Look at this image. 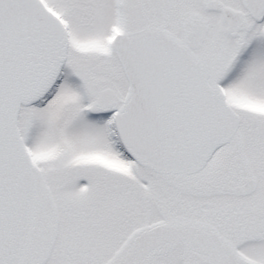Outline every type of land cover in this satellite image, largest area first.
Segmentation results:
<instances>
[{"label": "snow or ice", "instance_id": "snow-or-ice-1", "mask_svg": "<svg viewBox=\"0 0 264 264\" xmlns=\"http://www.w3.org/2000/svg\"><path fill=\"white\" fill-rule=\"evenodd\" d=\"M0 264H264V0H0Z\"/></svg>", "mask_w": 264, "mask_h": 264}]
</instances>
